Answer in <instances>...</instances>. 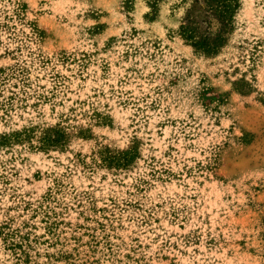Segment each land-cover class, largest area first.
Wrapping results in <instances>:
<instances>
[{"label": "rangeland", "instance_id": "rangeland-1", "mask_svg": "<svg viewBox=\"0 0 264 264\" xmlns=\"http://www.w3.org/2000/svg\"><path fill=\"white\" fill-rule=\"evenodd\" d=\"M239 5L206 56L181 0H0V264H264V0Z\"/></svg>", "mask_w": 264, "mask_h": 264}, {"label": "trees", "instance_id": "trees-1", "mask_svg": "<svg viewBox=\"0 0 264 264\" xmlns=\"http://www.w3.org/2000/svg\"><path fill=\"white\" fill-rule=\"evenodd\" d=\"M185 15L178 27L179 36L196 52L215 56L225 44V36L231 29L234 16L239 8V0H181ZM55 129H48L53 137L45 136L39 142L42 149L55 146L62 138ZM22 133H16L17 137ZM123 156L127 162L129 153ZM129 159V160H128Z\"/></svg>", "mask_w": 264, "mask_h": 264}]
</instances>
